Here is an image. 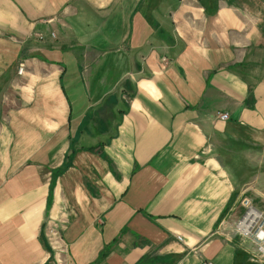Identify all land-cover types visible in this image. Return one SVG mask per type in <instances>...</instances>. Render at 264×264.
Segmentation results:
<instances>
[{"label":"crops","instance_id":"crops-1","mask_svg":"<svg viewBox=\"0 0 264 264\" xmlns=\"http://www.w3.org/2000/svg\"><path fill=\"white\" fill-rule=\"evenodd\" d=\"M243 196L264 0H0V264H54L47 221L65 264H261Z\"/></svg>","mask_w":264,"mask_h":264},{"label":"built area","instance_id":"built-area-1","mask_svg":"<svg viewBox=\"0 0 264 264\" xmlns=\"http://www.w3.org/2000/svg\"><path fill=\"white\" fill-rule=\"evenodd\" d=\"M196 1V0H190ZM18 73H21V68H18ZM220 120H226L227 115L217 114ZM239 206L242 209L241 215L233 223V232L236 236L249 239L255 246L258 255L264 256V213L254 207L250 199L243 196L239 200ZM43 237L49 246L51 259L54 264H65L64 254L65 245L62 241L60 230L49 221L44 223ZM201 264H212L209 261H204ZM264 264V263H261Z\"/></svg>","mask_w":264,"mask_h":264},{"label":"trees","instance_id":"trees-1","mask_svg":"<svg viewBox=\"0 0 264 264\" xmlns=\"http://www.w3.org/2000/svg\"><path fill=\"white\" fill-rule=\"evenodd\" d=\"M55 175H56L55 173L52 175V179H51L52 181H53ZM140 263H141V262H140Z\"/></svg>","mask_w":264,"mask_h":264},{"label":"rangeland","instance_id":"rangeland-1","mask_svg":"<svg viewBox=\"0 0 264 264\" xmlns=\"http://www.w3.org/2000/svg\"><path fill=\"white\" fill-rule=\"evenodd\" d=\"M260 210V209H259ZM260 211H262V210H260ZM263 212V211H262ZM264 213V212H263Z\"/></svg>","mask_w":264,"mask_h":264}]
</instances>
